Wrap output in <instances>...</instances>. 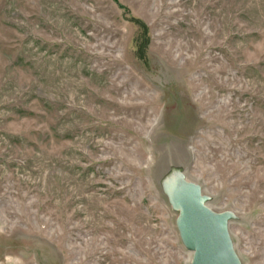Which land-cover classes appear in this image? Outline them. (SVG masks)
Returning a JSON list of instances; mask_svg holds the SVG:
<instances>
[{
  "label": "rangeland",
  "instance_id": "obj_1",
  "mask_svg": "<svg viewBox=\"0 0 264 264\" xmlns=\"http://www.w3.org/2000/svg\"><path fill=\"white\" fill-rule=\"evenodd\" d=\"M176 170L264 264V0H0V264H188Z\"/></svg>",
  "mask_w": 264,
  "mask_h": 264
},
{
  "label": "water",
  "instance_id": "obj_2",
  "mask_svg": "<svg viewBox=\"0 0 264 264\" xmlns=\"http://www.w3.org/2000/svg\"><path fill=\"white\" fill-rule=\"evenodd\" d=\"M180 170L167 175L163 192L177 213L176 227L190 264H241L230 238L231 212H214L197 183L188 181Z\"/></svg>",
  "mask_w": 264,
  "mask_h": 264
},
{
  "label": "bare ground",
  "instance_id": "obj_3",
  "mask_svg": "<svg viewBox=\"0 0 264 264\" xmlns=\"http://www.w3.org/2000/svg\"><path fill=\"white\" fill-rule=\"evenodd\" d=\"M178 172V171H177ZM183 174L185 176V179L190 181L189 179L186 178V175H185V172H183V170L181 172H178V174ZM195 183V182H194ZM203 193V191H202ZM204 194V193H203ZM205 195V194H204ZM210 208V207H209ZM188 259V264H190V260H191V253H189V257L187 258ZM187 263V262H186Z\"/></svg>",
  "mask_w": 264,
  "mask_h": 264
}]
</instances>
